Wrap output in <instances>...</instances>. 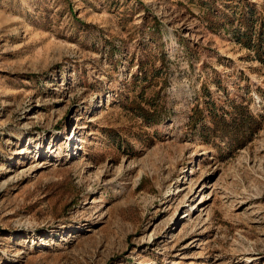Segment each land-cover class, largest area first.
<instances>
[{
    "label": "rangeland",
    "instance_id": "rangeland-1",
    "mask_svg": "<svg viewBox=\"0 0 264 264\" xmlns=\"http://www.w3.org/2000/svg\"><path fill=\"white\" fill-rule=\"evenodd\" d=\"M0 264H264V0H0Z\"/></svg>",
    "mask_w": 264,
    "mask_h": 264
},
{
    "label": "trees",
    "instance_id": "trees-1",
    "mask_svg": "<svg viewBox=\"0 0 264 264\" xmlns=\"http://www.w3.org/2000/svg\"><path fill=\"white\" fill-rule=\"evenodd\" d=\"M244 24H245V25H248V23H247L246 20L244 21ZM249 37H250V36H249ZM249 39H250V38H248V40L245 42V45H246V46H249V45H250V41H249Z\"/></svg>",
    "mask_w": 264,
    "mask_h": 264
}]
</instances>
